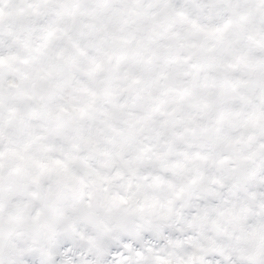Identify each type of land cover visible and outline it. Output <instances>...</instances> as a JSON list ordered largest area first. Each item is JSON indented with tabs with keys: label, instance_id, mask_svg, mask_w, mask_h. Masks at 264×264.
<instances>
[{
	"label": "snow or ice",
	"instance_id": "obj_1",
	"mask_svg": "<svg viewBox=\"0 0 264 264\" xmlns=\"http://www.w3.org/2000/svg\"><path fill=\"white\" fill-rule=\"evenodd\" d=\"M0 264H264V0H0Z\"/></svg>",
	"mask_w": 264,
	"mask_h": 264
}]
</instances>
